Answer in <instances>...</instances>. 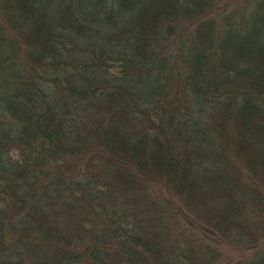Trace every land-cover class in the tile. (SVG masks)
I'll list each match as a JSON object with an SVG mask.
<instances>
[{
	"label": "trees",
	"instance_id": "16d2710c",
	"mask_svg": "<svg viewBox=\"0 0 264 264\" xmlns=\"http://www.w3.org/2000/svg\"><path fill=\"white\" fill-rule=\"evenodd\" d=\"M0 264H264V0H0Z\"/></svg>",
	"mask_w": 264,
	"mask_h": 264
}]
</instances>
